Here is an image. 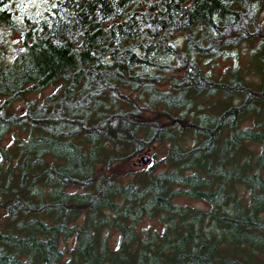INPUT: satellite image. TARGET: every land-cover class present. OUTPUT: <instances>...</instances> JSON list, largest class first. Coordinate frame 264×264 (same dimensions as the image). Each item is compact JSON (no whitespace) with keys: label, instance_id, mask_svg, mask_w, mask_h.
I'll use <instances>...</instances> for the list:
<instances>
[{"label":"trees","instance_id":"trees-1","mask_svg":"<svg viewBox=\"0 0 264 264\" xmlns=\"http://www.w3.org/2000/svg\"><path fill=\"white\" fill-rule=\"evenodd\" d=\"M49 1L0 0V264H264V0Z\"/></svg>","mask_w":264,"mask_h":264},{"label":"rangeland","instance_id":"rangeland-1","mask_svg":"<svg viewBox=\"0 0 264 264\" xmlns=\"http://www.w3.org/2000/svg\"><path fill=\"white\" fill-rule=\"evenodd\" d=\"M9 6L12 9L13 15L18 22H22L25 18H33L37 19L42 17L48 7L50 6L49 0H9ZM261 17L264 19V7ZM249 45L242 44L238 49L230 53L229 55L218 56L214 59H211L205 62L204 68L207 69L209 65L211 67L214 66V70L216 73L221 72L224 65H231L233 62L239 61L243 62V57L247 55ZM22 48V34L20 31H12V30H0V61L4 64H12L16 57L19 55L20 50ZM237 63V62H236ZM256 81V78L255 80ZM55 89V86L48 87L47 89L37 92L34 94H28L27 98H40V93L46 94L51 93ZM26 100H16L13 103V108L16 110H22L25 107ZM166 149V143L162 144L157 148L158 157L161 155V151ZM152 152L145 151L144 153L138 154L131 159L129 163L125 166L126 170L129 167H139V166H147L151 163ZM147 221H144L140 224V226L147 225ZM110 243L112 245H116L120 240L119 234L116 232H112L110 234ZM73 245V239H67L61 243V248L64 252V260L69 258L68 251L71 249Z\"/></svg>","mask_w":264,"mask_h":264}]
</instances>
